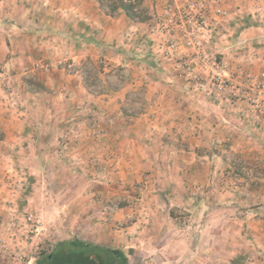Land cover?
<instances>
[{
  "label": "rangeland",
  "instance_id": "obj_1",
  "mask_svg": "<svg viewBox=\"0 0 264 264\" xmlns=\"http://www.w3.org/2000/svg\"><path fill=\"white\" fill-rule=\"evenodd\" d=\"M222 3L232 15L211 50L225 57L229 48L232 77L243 70L254 79L249 68L264 48V0ZM144 5L152 15L161 2ZM133 24L123 12L106 15L95 0H0V264H58L46 257L58 244L76 240L117 251L127 264H232L237 258V264H264V129L256 122L222 121L224 106L210 104L216 98L187 88L180 90L182 99L205 102L204 116L232 123L235 140L218 143L210 136L200 149L164 148L169 134L154 142L151 123L143 121L137 138L142 149H118L127 116L147 110L143 91L119 111L122 139L110 144L98 119L108 121L111 112L99 116L90 107L86 113L82 105L75 107L78 113L67 110V98L87 97H66L64 87L75 79L99 96L106 85L124 88L137 80L118 73L132 65L153 70L141 80L163 83L162 68L144 56L146 23L132 34ZM90 38L104 54L92 61L62 55L69 40L80 49L96 46L87 43ZM132 52L139 56H131L134 62ZM36 63L49 68L36 70ZM30 79L40 88H32ZM147 96L157 98L153 91ZM179 161L187 169H175Z\"/></svg>",
  "mask_w": 264,
  "mask_h": 264
},
{
  "label": "crops",
  "instance_id": "obj_2",
  "mask_svg": "<svg viewBox=\"0 0 264 264\" xmlns=\"http://www.w3.org/2000/svg\"><path fill=\"white\" fill-rule=\"evenodd\" d=\"M119 15V14H118ZM120 19H123V15H121ZM140 30L141 25H138V23H134L130 30L133 31L134 29ZM264 31V25H260V34ZM228 32V31H227ZM229 33V32H228ZM230 35V33H229ZM223 38H225V35H223ZM69 42H72V40H69ZM70 44L68 47V50L66 52H62V55L68 54L70 58L74 59H86L88 61L94 60L95 56H99L100 54H104V48L103 46H84V48L78 47V44ZM226 46H228L226 44ZM82 47V46H81ZM229 48H225V58L228 60H232V55L230 54ZM138 51V50H137ZM131 52V51H130ZM133 52L130 53V57L133 56L138 58ZM133 57H131L132 62H134ZM146 57V56H145ZM256 57V58H255ZM254 57L253 61V67L249 68V72L252 77H257L261 71L264 70V48H260L259 51H257L256 56ZM106 58V57H105ZM118 64H120V59L116 60ZM130 64V63H129ZM130 69H118V73H129L130 76L135 78L137 76V80H133L132 83L127 85L126 87H119V88H111L108 85L105 86L107 89L104 93L99 96H94L91 94L89 90V85L85 81L84 83H79V80L75 79L74 81H70V85H66L64 87V90L67 91V96L70 97L71 95H75L76 97L79 94H85L87 97H82L79 100H72L69 102L68 100L70 98H67V110L69 112H75L78 113L77 110H75V107H78V105H82L84 112L87 113L90 107L94 111H96V108L101 113H96L99 116L103 114H107L108 112H111V117L108 119V121H105L104 119H98L100 120L98 123L100 124V127L98 128L99 131H103L105 133L103 134V137L106 138V140L109 142H112L114 139H122L121 137V131L118 129L117 125L120 122V116L119 111L123 109L125 106L130 102V98L133 97V100L135 101L136 96L140 94V92H144L145 95V103L144 106L147 107V110L141 111L139 114H131L130 116H127V120L129 123V127H124L123 132L125 133V141L120 142L118 144V149H142L140 145H137V138L138 134L142 132L140 129L143 128L142 122L145 123H151L149 126H147V129L151 131L150 133V139H152L154 142L158 136H163L165 133L169 135H164L165 139H168V141H164L163 147L167 148L172 145L176 149H200L204 146H206L205 138H210L212 136L213 142L220 143L223 142L226 139L230 140L231 138L235 140V137L237 135L236 131L234 130L236 127L232 125H223L220 121V118L223 117L222 121L225 120L224 118L227 117V120L229 122L239 121L240 124L242 123H253L256 122L258 129L260 128L264 129V115L257 116V114L251 109H249V105H247L245 102H233L230 99H228L227 96L222 97V99H214L211 100L212 104L211 106L219 107L221 108L224 106V113L221 114L219 117L217 115H213L214 117L209 116L206 118L204 115H206V109L204 107L205 102L200 103L201 101H187L183 96L179 95L180 90H182L184 93L189 92L187 87L183 86L180 82L175 81L177 78L175 74L170 69H161L162 78L161 80L163 83L153 82L150 78L147 80H141L146 74L147 76L153 75V70L144 71L143 69L140 70V72L135 69L134 66L129 65ZM133 70H137L136 72ZM238 78V77H237ZM236 76L233 75V79H237ZM175 79V80H174ZM140 80V81H139ZM148 82V83H147ZM47 86H49V82L46 83ZM179 85H182V87ZM50 90V89H49ZM80 90V92L78 91ZM78 91V92H77ZM82 91V92H81ZM156 92L155 100L152 99V97H148L147 94L149 92ZM181 91V92H182ZM145 92L147 94H145ZM68 94L70 96H68ZM153 95V94H151ZM155 97V96H154ZM209 98V97H205ZM94 100V101H91ZM132 100V101H133ZM91 102H95V104L91 105ZM207 103V102H206ZM215 103V104H214ZM225 105H224V104ZM209 104V102H208ZM210 106V105H208ZM150 107V109L148 108ZM159 108V110H154L155 108ZM248 108V111L245 109ZM199 110V113L195 112ZM234 112V113H232ZM126 113V112H125ZM127 114V113H126ZM226 116V117H224ZM154 124V125H152ZM156 132V135L153 133V128ZM249 127V125H247ZM75 128V127H74ZM122 128V127H121ZM79 127H77V130ZM76 130V131H77ZM75 132V130L73 131ZM244 134H248L247 131L243 132ZM171 134V135H170ZM154 135V136H153ZM249 135V134H248ZM171 137L174 139L175 137L178 139L179 143H174L172 141H169ZM248 140L251 139L250 135L247 136ZM188 138V139H187ZM181 140V141H180ZM153 142V143H154ZM184 142V143H182ZM127 143V144H126ZM153 143L147 144L150 145V148H153ZM140 146V147H138ZM134 147V148H133ZM147 146L145 147V149ZM105 149H108L107 147ZM195 151V150H194ZM248 152V151H246ZM177 165L181 166L182 169H187V165H184L182 162H176L175 169L177 168ZM188 172V171H186ZM178 179V178H177ZM168 198V197H167ZM198 202V201H197ZM196 202V205L198 203ZM195 205V206H196ZM196 212V211H194Z\"/></svg>",
  "mask_w": 264,
  "mask_h": 264
},
{
  "label": "built area",
  "instance_id": "obj_3",
  "mask_svg": "<svg viewBox=\"0 0 264 264\" xmlns=\"http://www.w3.org/2000/svg\"><path fill=\"white\" fill-rule=\"evenodd\" d=\"M159 1L160 8L146 23L149 41L144 56L163 70L170 69L192 93L218 99L227 96L264 115V72L253 79L240 70L233 79L230 62L211 50L223 22L232 15L222 0ZM34 67L47 70L49 64Z\"/></svg>",
  "mask_w": 264,
  "mask_h": 264
},
{
  "label": "trees",
  "instance_id": "obj_4",
  "mask_svg": "<svg viewBox=\"0 0 264 264\" xmlns=\"http://www.w3.org/2000/svg\"><path fill=\"white\" fill-rule=\"evenodd\" d=\"M105 14L113 17L118 12H123L131 21L138 24L148 23L151 19L149 9L144 5V0H95ZM85 37V36H83ZM88 44L99 46L100 43L90 38ZM91 46V45H88ZM78 47H80L78 45ZM28 84L32 88L39 89L40 83L36 79H30ZM241 258L234 259L232 264H237ZM46 260L51 263H93V264H127L122 260L119 252L83 241H69L58 244L56 250L50 253ZM47 262V263H48Z\"/></svg>",
  "mask_w": 264,
  "mask_h": 264
},
{
  "label": "water",
  "instance_id": "obj_5",
  "mask_svg": "<svg viewBox=\"0 0 264 264\" xmlns=\"http://www.w3.org/2000/svg\"><path fill=\"white\" fill-rule=\"evenodd\" d=\"M79 264H93V263L84 262V263H79Z\"/></svg>",
  "mask_w": 264,
  "mask_h": 264
}]
</instances>
